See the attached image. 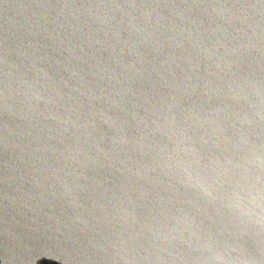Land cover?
<instances>
[{"label": "water", "instance_id": "obj_1", "mask_svg": "<svg viewBox=\"0 0 264 264\" xmlns=\"http://www.w3.org/2000/svg\"><path fill=\"white\" fill-rule=\"evenodd\" d=\"M0 264H264V0H0Z\"/></svg>", "mask_w": 264, "mask_h": 264}]
</instances>
